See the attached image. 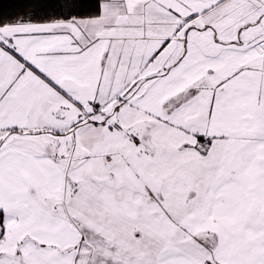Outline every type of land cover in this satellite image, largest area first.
Listing matches in <instances>:
<instances>
[{"label": "snow or ice", "instance_id": "snow-or-ice-1", "mask_svg": "<svg viewBox=\"0 0 264 264\" xmlns=\"http://www.w3.org/2000/svg\"><path fill=\"white\" fill-rule=\"evenodd\" d=\"M0 11V264H264V0Z\"/></svg>", "mask_w": 264, "mask_h": 264}, {"label": "trees", "instance_id": "trees-1", "mask_svg": "<svg viewBox=\"0 0 264 264\" xmlns=\"http://www.w3.org/2000/svg\"><path fill=\"white\" fill-rule=\"evenodd\" d=\"M13 2H14V0H0V11L7 10L10 13L17 11V9L11 7Z\"/></svg>", "mask_w": 264, "mask_h": 264}]
</instances>
